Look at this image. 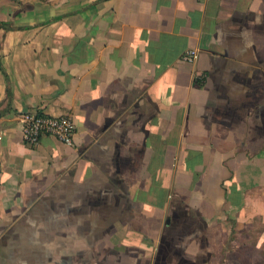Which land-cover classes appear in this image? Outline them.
<instances>
[{"label":"crops","instance_id":"1","mask_svg":"<svg viewBox=\"0 0 264 264\" xmlns=\"http://www.w3.org/2000/svg\"><path fill=\"white\" fill-rule=\"evenodd\" d=\"M32 110L73 144L27 145ZM263 249L264 0H0V264Z\"/></svg>","mask_w":264,"mask_h":264},{"label":"built area","instance_id":"2","mask_svg":"<svg viewBox=\"0 0 264 264\" xmlns=\"http://www.w3.org/2000/svg\"><path fill=\"white\" fill-rule=\"evenodd\" d=\"M199 52L191 48L183 54V60L195 65ZM23 123V139L29 146H36L44 135H50L61 142L72 145L76 126L72 115L67 112L61 116H51L42 110L26 111L21 114Z\"/></svg>","mask_w":264,"mask_h":264},{"label":"rangeland","instance_id":"3","mask_svg":"<svg viewBox=\"0 0 264 264\" xmlns=\"http://www.w3.org/2000/svg\"><path fill=\"white\" fill-rule=\"evenodd\" d=\"M252 236H255L252 234ZM259 254L258 258L260 259V261L262 263H259V264H264V249L263 250H260L259 252H257Z\"/></svg>","mask_w":264,"mask_h":264}]
</instances>
